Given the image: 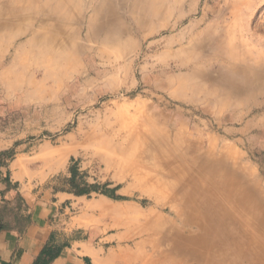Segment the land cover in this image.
Wrapping results in <instances>:
<instances>
[{
	"label": "rangeland",
	"instance_id": "obj_1",
	"mask_svg": "<svg viewBox=\"0 0 264 264\" xmlns=\"http://www.w3.org/2000/svg\"><path fill=\"white\" fill-rule=\"evenodd\" d=\"M18 1L0 7L29 0ZM32 1L42 6L36 18L0 15V192L15 191L1 198L3 224L22 228L36 206L58 244L82 236L99 247L103 264H151L173 228L169 196L132 179L123 158L83 146L85 131L106 128L156 140L164 128L187 156L214 146L216 158L222 150L264 196V0ZM101 4L113 14L106 37L98 17L87 21ZM215 27L222 57L201 50ZM196 54L191 72L184 67ZM59 55L66 60L56 64ZM228 64L248 83L232 95L220 81ZM189 144L198 148L186 151ZM62 145L75 151L56 168L58 155L47 152Z\"/></svg>",
	"mask_w": 264,
	"mask_h": 264
},
{
	"label": "bare ground",
	"instance_id": "obj_2",
	"mask_svg": "<svg viewBox=\"0 0 264 264\" xmlns=\"http://www.w3.org/2000/svg\"><path fill=\"white\" fill-rule=\"evenodd\" d=\"M34 4L29 0L18 9L5 10L0 7V15H20L31 11L36 18L42 6L35 9ZM102 7L103 4L98 5L95 13L89 16L87 21L92 23L98 17L97 30L102 29L103 25L106 26L107 31L104 35L106 37L111 28V25L106 23L113 14ZM1 27L4 25H0ZM80 32L78 30L76 34ZM220 36L221 32L216 27L208 30L204 34L206 42H202L201 50L207 49L213 56L225 55L227 50L221 44ZM42 51L44 49L41 47L38 52ZM65 58L59 55L54 59V63H61L62 60H66ZM191 59L192 63L184 68L196 72L194 63L201 61L200 54H196ZM219 71L221 83L231 87L230 95L248 84L241 77L240 72H244L243 69H237L232 64L219 67ZM57 73L53 71L50 75L53 77ZM157 133L161 134L158 135L159 140L152 135L146 138L143 134L135 138L133 135L121 136L119 131L106 128L102 131H85L81 137V143L87 150L98 153L100 158L113 156L123 158L129 166L132 179L156 189L158 197L169 196L166 203L169 209V224L173 228H170L166 237L167 247H158V244H154L158 248H155L156 253L151 262L153 264H264V196L260 189H254L257 183L247 181L248 173L241 169L238 163L228 162L229 159L221 155L222 150L217 158L214 146H209L201 153L197 149L198 155L187 156L180 151L175 132L160 128ZM194 148L198 146L189 144L186 151L195 150ZM72 151L75 150L62 145L58 152H46L50 155L53 153L58 155L56 161L58 168ZM14 163L21 166L18 160ZM161 205L164 204H160L159 207ZM156 218L160 219L159 216Z\"/></svg>",
	"mask_w": 264,
	"mask_h": 264
},
{
	"label": "crops",
	"instance_id": "obj_3",
	"mask_svg": "<svg viewBox=\"0 0 264 264\" xmlns=\"http://www.w3.org/2000/svg\"><path fill=\"white\" fill-rule=\"evenodd\" d=\"M1 194L0 192V202L2 197H13L15 191L9 187L3 196ZM55 238L40 208L34 206L30 222L23 230H0V264L1 261L6 264H33L43 247L48 250L58 249L57 255L48 264H103L105 261V255L100 252L99 247L82 236H71L68 244H58Z\"/></svg>",
	"mask_w": 264,
	"mask_h": 264
},
{
	"label": "trees",
	"instance_id": "obj_4",
	"mask_svg": "<svg viewBox=\"0 0 264 264\" xmlns=\"http://www.w3.org/2000/svg\"><path fill=\"white\" fill-rule=\"evenodd\" d=\"M84 193L81 190H78L76 192V194H82ZM103 194L111 197V198H122L121 196L115 195L114 193H112L111 191L105 190L103 192ZM30 220L26 221L23 225L22 228H20L19 230H23V228L25 226H27V224H29ZM8 226L3 224L0 221V230L2 229H7ZM58 253V249L57 248H53L48 250L46 247H43V249L41 250L40 254L34 259L33 264H48ZM1 264H6L5 262L1 261Z\"/></svg>",
	"mask_w": 264,
	"mask_h": 264
}]
</instances>
